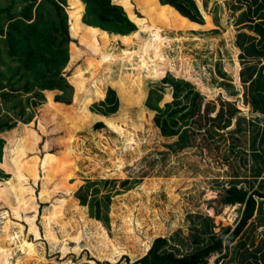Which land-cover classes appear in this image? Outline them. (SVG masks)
<instances>
[{"label": "rangeland", "instance_id": "obj_1", "mask_svg": "<svg viewBox=\"0 0 264 264\" xmlns=\"http://www.w3.org/2000/svg\"><path fill=\"white\" fill-rule=\"evenodd\" d=\"M51 1L52 16L59 7L66 16L69 57L59 75L69 86L25 91L18 82L0 98V135L19 124L26 133L11 149L0 136V264H133L157 237L189 251L193 226L205 219L216 233L233 228L240 205L221 197L250 180L249 156L230 152L235 137L247 148L250 132L237 134L234 118L209 137L205 119L233 101L241 127L256 120L242 103L239 70L264 58L247 54L243 63L237 42L257 34L240 20L252 1L196 0L205 22L181 25L164 9L155 17L143 0H112L136 24L129 34L84 23L79 2ZM42 2L0 0V68L9 62L8 32L34 19ZM155 81L170 88L161 111L144 107ZM256 117L263 126L264 114ZM251 221L235 241L248 249L264 240V225ZM234 251L218 264H239Z\"/></svg>", "mask_w": 264, "mask_h": 264}, {"label": "trees", "instance_id": "obj_2", "mask_svg": "<svg viewBox=\"0 0 264 264\" xmlns=\"http://www.w3.org/2000/svg\"><path fill=\"white\" fill-rule=\"evenodd\" d=\"M42 1L34 19L29 22L20 21V24L14 27L17 28V31L8 32L9 38L6 42L10 56L8 66L4 63L0 68V90L4 87H8L9 90L0 91L2 99H9L7 96L15 94V84L18 82L23 85L25 91H30L34 87L48 90L56 86L66 87L68 85L59 75V70L69 57V48L65 43L67 40L65 35L68 31L66 16L59 7L57 17L54 18L50 8V3L54 1ZM73 1L79 2L81 18L84 23L111 27L115 29V32L121 34H129L137 28L124 7L112 0ZM251 1L252 5L248 4L246 11L240 12V20L244 19L249 22L248 26L258 35L238 34V47L240 45L244 49L243 52H240L243 63L247 61V54L252 57L253 55L257 56L258 61L264 58V0ZM143 2L152 6L150 10L155 17L161 9H164L166 14L170 13L173 16L172 21L178 20L181 25L205 22L204 14L196 0H143ZM4 6L6 5L0 4V7ZM3 67L4 70H2ZM220 74L224 78V72L220 71ZM239 78L242 88L240 91L242 103L248 106L251 113L255 114L257 121L247 118L246 124L248 125L245 128L241 127L240 120L244 119L239 117L238 109L233 101H228V108L220 107L217 111L210 110L205 119V124L208 123L206 130L209 137H212L214 132L229 127L234 118L236 124L234 130L237 134L250 132L247 148L246 146L242 147L239 137L234 138L236 141L231 142L230 147V152L244 161L248 160L245 156H249L250 180L246 182V187L232 183L229 188L223 190L224 195L221 197V202L224 205H240L238 208L239 219L236 225L233 228L231 226L223 227L219 233H216L212 228L213 221L205 219L202 223L193 226L198 234L194 238V247L185 252L177 244L172 243V238L157 237L150 248L133 264H207V259L216 252L220 254L217 260L218 264L224 258L231 257L234 250L241 254L239 264H264V240L253 249L244 247L245 241L235 242L244 234L252 222V218H257V223L264 225V124L261 126L259 124L261 119L256 117L264 114V65H244L239 70ZM224 82V87L232 88L229 82ZM169 89V86L165 87L155 81L149 89L144 107L152 111H161L159 98ZM201 102L197 105V111H200ZM42 103L44 110H51L46 101ZM54 112L58 114L60 111ZM102 125L103 123L99 122L95 127ZM0 136L5 138L4 144L6 141L10 142V145L7 146L11 149L18 138L21 140L20 143L24 140L25 127L23 124H19L15 130ZM4 151V146L0 142L1 158L4 156ZM49 154L45 153L44 157ZM50 155L52 156V154ZM228 157L229 155L225 156L226 161H228ZM251 244H256L255 240H252ZM239 245L243 247L240 250L238 249Z\"/></svg>", "mask_w": 264, "mask_h": 264}]
</instances>
